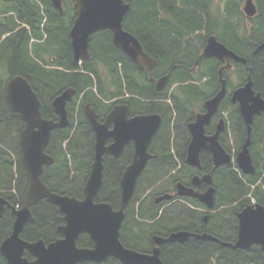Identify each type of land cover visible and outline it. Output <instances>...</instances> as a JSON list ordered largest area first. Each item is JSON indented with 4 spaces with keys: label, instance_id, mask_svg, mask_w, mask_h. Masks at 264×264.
<instances>
[{
    "label": "trees",
    "instance_id": "1",
    "mask_svg": "<svg viewBox=\"0 0 264 264\" xmlns=\"http://www.w3.org/2000/svg\"><path fill=\"white\" fill-rule=\"evenodd\" d=\"M127 1L131 9L124 20L125 29L158 62L152 79L113 45L109 31L92 37L91 56L82 65L74 60L69 33L75 0H63L62 14L50 0H0V197L16 207L23 204L28 188L19 147L25 125L19 115L9 111L5 99L7 83L21 76L38 94L42 116L47 120L58 121L53 108L55 98L69 89L75 91L73 101L67 104L70 123L65 129L53 131L46 150L53 163L45 167L42 181L53 193L84 198L95 153V134L84 114L87 105L96 109L101 120L118 104L130 106L132 115L158 114L162 124L150 146L153 158L125 211L123 245L149 254L156 236L167 238L177 232L208 234L219 241L191 236L184 243L163 244V263L264 264V250L257 245L245 250L222 245L236 242L237 214L252 200L264 207V114L255 118L252 127L255 176L241 174L235 164L215 169L209 153L201 157V170L186 165L189 125L204 111V103L219 91L217 62L201 59L196 68L210 35H216L229 49L248 59L247 66H236V78H230V83L237 85L235 89L245 85L251 76L254 89L264 97V49L253 55L264 44V0H255L258 15L252 19L243 13L244 0ZM219 2L227 3L224 9ZM164 76H168L167 88L158 91L156 80ZM230 76L227 72L226 77ZM220 111L215 119L225 112L228 126L222 145L235 155L247 139L246 125L238 106L224 101ZM133 152L130 144L119 159L105 157L103 185L96 202L120 208V181ZM205 173L212 176L216 189V206L207 219L205 207L195 199L184 198V204L176 202L171 206L157 202L162 196L176 193L178 183L189 185L193 176ZM33 214L35 222L25 227L24 240L51 243L60 238L57 228L64 225V216L58 207L43 200L33 208ZM14 219L10 210L0 218V243L11 234ZM78 246L92 248L93 243L88 235H82ZM0 264H7L1 254ZM79 264L123 263L111 257L103 263Z\"/></svg>",
    "mask_w": 264,
    "mask_h": 264
},
{
    "label": "water",
    "instance_id": "2",
    "mask_svg": "<svg viewBox=\"0 0 264 264\" xmlns=\"http://www.w3.org/2000/svg\"><path fill=\"white\" fill-rule=\"evenodd\" d=\"M50 1L62 12V0ZM130 8L126 0H76L75 20L70 31L74 60L80 64L83 60L89 59L92 35L101 30H108L112 33L114 46L127 55L140 70L151 73L157 62L144 51L140 41L134 35L124 30V19ZM244 12L249 18L257 15L258 9L253 0H246ZM263 49L264 44L254 52V55ZM203 56L217 57L222 61L232 59L243 65L248 63L246 58L228 49L215 36L208 39ZM230 67L228 65L220 70L223 80L221 91L206 101V112L197 115L195 121L189 125L191 142L187 151V163L190 166L201 167L200 155L203 151L211 153L216 168L231 165L233 162L232 156L226 152L219 141L220 134L224 131V121H220L216 133L212 136H207L205 130L225 97L226 80L222 78V73ZM166 81L167 77L158 81L159 91L163 90ZM253 86L254 82L249 77L246 85L237 89L232 96V102L239 104V110L248 131V138L235 158L236 164L245 175L256 173L250 152L251 131L254 117L264 112V99L260 93L255 92ZM74 93V90L69 89L55 98L53 108L59 119L54 121L43 118L40 98L27 79L18 76L6 85L5 99L8 108L11 112L20 115L25 124L20 134V150L22 165L29 181L24 207L16 210L8 205L16 219L11 236L0 246V254L6 259L7 264L103 263L111 257L123 264H164L161 259V246L165 243H184L191 236L218 242L219 240L208 234L177 232L167 238L156 236L154 249L149 254L128 249L121 242L125 210L135 194L139 178L152 159L149 152L150 144L162 123L161 117L157 114L131 116V109L127 105L116 106L104 122H100L94 108L89 105L84 108L85 117L95 134L94 161L84 187V199L78 200L51 192L42 181L44 168L53 163L52 157L46 153V150L50 145L53 131L65 129L69 125L67 104L73 100ZM110 140L112 142L108 144ZM130 143L134 144V155L121 177V206L115 210L109 203L96 202L103 185L105 155L119 159ZM202 182L212 185V177L206 175L193 179V184L196 186ZM177 195L198 198L209 211L215 207L213 187H210L206 193L200 194L193 188L178 183ZM173 198L172 195H165L160 197L158 202L172 201ZM41 200H47L49 204L58 207L65 221V224L57 229L61 238L47 245L42 240L29 243L21 238V233L28 223L34 222L31 207ZM7 204L3 198H0V217L4 214ZM237 217L239 228L236 242L222 243V245L244 250L257 245L264 250V207L260 204L248 205L238 213ZM82 235L90 237L93 248L78 246ZM27 253L33 257V260L26 257Z\"/></svg>",
    "mask_w": 264,
    "mask_h": 264
},
{
    "label": "flooded vegetation",
    "instance_id": "3",
    "mask_svg": "<svg viewBox=\"0 0 264 264\" xmlns=\"http://www.w3.org/2000/svg\"><path fill=\"white\" fill-rule=\"evenodd\" d=\"M4 1V0H3ZM12 1V0H11ZM10 1V2H11ZM4 2H6V1H4ZM225 4H227V3H225ZM209 38V37H208ZM208 38H207V40H208ZM205 48V47H204ZM204 48L202 49V53H201V57L196 61V68H198V66H199V62H200V60L201 59H206L207 61L206 62H209V63H212L213 61H215V62H217V67H218V71H217V73H218V86H219V91L215 94V96L221 91V89L223 88V83H222V79H221V76H220V70L222 69V68H225V67H228V65H230L231 67L228 69V70H224L223 71V73H222V78L223 79H225L226 80V94H225V97H224V99L222 100V102L220 103V106H219V109H218V111L216 112V114L212 117V119H211V122L209 123V125H207L206 126V128H205V130H206V135L207 136H212V135H214L215 133H216V131H217V128H218V124L220 123V121L221 120H223L224 121V131L220 134V137H219V141H220V144L222 145V142H221V138H222V136L225 134V133H227V131H228V126H227V123H226V120H227V114L225 113V112H223L222 113V115H223V117H220V118H216L215 119V117L216 116H219V114H220V108H221V105H222V103L224 102V101H228V103H231L232 105H234V106H238V110H239V104H234L233 102H232V96H233V93L235 92V87H237V85H234L232 82L230 83V81H231V79L230 78H233V76L232 77H226L227 76V72H230V71H233V70H237V65H238V63H236V62H234L232 59L230 60V61H227V60H224V61H222V60H220V59H218L217 57H211V58H207V57H204L203 56V50H204ZM256 51V50H255ZM254 51V52H255ZM254 52H253V55H254ZM237 54V53H236ZM239 55V54H238ZM240 56V55H239ZM254 56H256V55H254ZM156 67V66H155ZM154 67V68H155ZM153 68V69H154ZM151 78V77H150ZM163 78V77H162ZM152 79V78H151ZM160 79H157L156 80V89H157V83H158V81H159ZM203 83H207V81H204ZM167 84H168V80H167V82H166V84H165V86H164V89L163 90H166V88H167ZM231 84H233V86L231 85ZM235 89V90H234ZM255 90V89H254ZM255 92L256 93H260V92H257L256 90H255ZM261 94V93H260ZM261 96H262V94H261ZM262 98L264 99V97L262 96ZM121 105H126V104H121ZM128 106V105H127ZM7 107H8V105H7ZM9 109V108H8ZM10 111V110H9ZM112 111V110H111ZM110 111V112H111ZM206 112V107H205V103H204V111L203 112H201V113H199V114H204ZM239 112H240V110H239ZM13 113V112H12ZM15 114V113H14ZM199 114H197V115H199ZM264 114V112H261L260 114H257L255 117H254V121H255V118L256 117H259V116H262ZM18 115V114H17ZM196 115V116H197ZM240 115H241V113H240ZM20 116V115H19ZM100 116V115H99ZM131 116H133L132 114H131ZM107 117V116H106ZM105 117V118H106ZM242 117V116H241ZM21 118V117H20ZM196 118V117H195ZM243 119V118H242ZM21 121H22V119H21ZM105 121V119L104 120H101L100 119V122H104ZM194 121H195V119H194ZM193 121V122H194ZM243 121H244V119H243ZM244 123H245V121H244ZM253 124H254V122H253ZM245 125H246V123H245ZM253 126V125H252ZM24 129V128H23ZM189 129V128H188ZM246 129H247V126H246ZM209 130H211V131H213V132H209ZM189 133H190V131H189ZM21 134V133H20ZM157 135V134H156ZM190 136H191V133H190ZM156 137V136H155ZM154 137V138H155ZM154 138H153V140H154ZM152 140V141H153ZM112 141L110 140V141H108V144L109 143H111ZM190 142H191V140H190ZM152 143V142H151ZM130 144H132L133 145V147H134V144L133 143H130ZM130 144H128V145H130ZM190 144V143H189ZM127 145V146H128ZM151 145V144H150ZM126 146V147H127ZM228 146H229V144H227V148H228ZM19 147H20V142H19ZM125 147V148H126ZM188 147H189V145H188ZM188 147H187V151H188ZM222 147L224 148V146L222 145ZM225 149V148H224ZM125 150V149H124ZM134 150H135V148H134ZM226 150V149H225ZM241 150V149H240ZM226 152H227V150H226ZM240 152V151H239ZM238 152V153H239ZM124 153V152H123ZM122 153V154H123ZM205 153H209L210 155H211V153L210 152H208V151H203L202 153H201V155H200V163H201V157H202V155L203 154H205ZM228 153V152H227ZM237 153V154H238ZM121 154V155H122ZM230 154V153H229ZM237 154H230L231 156H233V158H235V156L237 155ZM133 155H134V152H133ZM106 156H110V157H112L113 159H115L113 156H111V155H105V157ZM121 157V156H120ZM211 157H212V155H211ZM132 158H133V156H132ZM132 161V160H131ZM212 163H213V166H214V162H213V157H212ZM233 164H235V163H233ZM233 164H231V165H233ZM130 165V164H129ZM186 165L187 166H189V167H191V168H194V169H196V170H201L202 169V163H201V167L200 168H197V167H193V166H190L188 163H187V152H186ZM230 165V166H231ZM214 168L215 169H217L215 166H214ZM220 168V167H219ZM239 172L241 173V171L239 170ZM242 174V173H241ZM206 175H210V174H198V175H195V176H193L192 178H191V181H190V183H189V185H185L186 187H190V188H193L196 192H198V193H200V194H204V193H206L207 191H208V189L210 188V187H213L214 188V186H213V179H212V185H209V184H207L206 182H202V183H200L199 185H194L193 184V179L195 178V177H200V178H202V177H204V176H206ZM211 176V175H210ZM212 177V176H211ZM28 184H29V182H28ZM182 184V183H181ZM184 185V184H183ZM28 189V188H27ZM175 189H177V185H176V187L174 188V190ZM215 189V188H214ZM27 192V191H26ZM215 194H216V189H215ZM25 195H26V193H25ZM173 196H174V198H173V200L172 201H170V202H168V201H163V202H168L169 204L167 205V206H171L172 205V203H176V202H181L182 204H184V198H190V199H195V200H197L198 201V203L199 204H202L204 207H205V210H204V212L206 213V219L209 217V213H212L213 211H214V209H215V207L211 210V211H209L208 209H207V207L203 204V203H201L200 201H199V199L198 198H192V197H180V196H178L177 195V192L176 193H174L173 194ZM176 197H179V198H176ZM8 204L6 205V210H5V212H4V214L8 211V210H10L11 211V213L13 214V212H12V209L8 206V205H10L11 207H13L14 209H16V210H21L23 207H24V205H25V197H24V201H23V204H17L16 205V207L15 206H13L8 200H6L4 197H2ZM41 201H43V200H41ZM41 201H39V202H41ZM47 201V200H46ZM39 202H37L36 204H34L32 207H31V212H32V214H33V208L39 203ZM48 202V201H47ZM215 206H216V202H215ZM4 214L0 217V218H2L3 216H4ZM238 215V214H237ZM13 216H14V218H15V215L13 214ZM33 217H34V222H35V216H34V214H33ZM238 218V217H237ZM16 219V218H15ZM15 219H14V222H15ZM34 222H32V223H34ZM239 223V222H238ZM28 224H31V223H28ZM64 224H65V222H64ZM13 225H14V223H13ZM239 228V227H238ZM25 229V228H24ZM58 229V228H57ZM24 231V230H23ZM12 232H13V228H12ZM12 232H11V234H12ZM58 232V231H57ZM23 233V232H22ZM22 233H21V238H22ZM11 234L9 235V236H7L6 238H4L3 239V241H2V243L7 239V238H9L10 236H11ZM60 238H61V235H60ZM59 238V239H60ZM23 239V238H22ZM58 239V240H59ZM24 240V239H23ZM24 241H26V240H24ZM38 241H40V240H38ZM38 241H36V242H38ZM43 241V240H42ZM57 241V240H56ZM26 242H28V241H26ZM55 242V241H54ZM2 243H0V246H1V244ZM29 243H34V242H29ZM52 243V242H51ZM46 245L47 244H50V243H45ZM28 255V254H27ZM31 260H33V257H32V259Z\"/></svg>",
    "mask_w": 264,
    "mask_h": 264
},
{
    "label": "rangeland",
    "instance_id": "4",
    "mask_svg": "<svg viewBox=\"0 0 264 264\" xmlns=\"http://www.w3.org/2000/svg\"><path fill=\"white\" fill-rule=\"evenodd\" d=\"M234 75H235V77L233 76V78H236V74H235V71H234Z\"/></svg>",
    "mask_w": 264,
    "mask_h": 264
},
{
    "label": "bare ground",
    "instance_id": "5",
    "mask_svg": "<svg viewBox=\"0 0 264 264\" xmlns=\"http://www.w3.org/2000/svg\"><path fill=\"white\" fill-rule=\"evenodd\" d=\"M126 30V29H125ZM236 53V52H235Z\"/></svg>",
    "mask_w": 264,
    "mask_h": 264
}]
</instances>
